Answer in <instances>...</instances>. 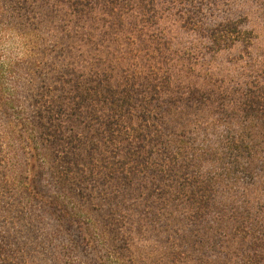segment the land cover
Returning <instances> with one entry per match:
<instances>
[{"label":"rangeland","instance_id":"rangeland-1","mask_svg":"<svg viewBox=\"0 0 264 264\" xmlns=\"http://www.w3.org/2000/svg\"><path fill=\"white\" fill-rule=\"evenodd\" d=\"M20 5L23 8L18 25L36 26L39 35L36 51L43 59L41 80L37 77L32 93L43 81L46 85L59 83V75L63 73L83 85L90 80V69L100 71L111 66L108 71L119 78L123 65L138 66L142 72L155 67L164 75L160 89L163 107L158 111L168 123L170 135L183 129L190 140L199 141L207 131H212L220 148V144L226 145L227 141L222 144L221 140L228 132L235 136L245 133L242 137L254 147L250 161L252 176L249 180L221 181L210 192L208 208H201L199 214L186 206L184 199L164 205L158 196L148 193L160 181L154 174L138 176L131 186L119 184L113 189L117 191L113 202L110 201L113 196H106L110 185L91 178L85 188L90 191V199L86 196L87 199H78L99 225L109 222L117 231L127 232L128 227L140 224L141 233L131 230L133 240L137 247L148 251L166 244L160 236L165 232L163 228L170 233L190 232L187 237L193 236L196 245L200 237L197 235L205 233L208 225L209 231L213 229L210 232L220 229L217 239L209 242L200 254L221 257L225 264H243L237 251L249 242L251 235L264 237V107L258 108L264 105V99L260 98L264 94V0H20ZM228 17L237 19L241 28L254 32L250 43L237 41L221 48L213 45L208 29ZM69 84L54 92L64 97L66 109L75 97ZM136 84L140 93L147 92L144 80ZM27 92L28 89L26 96ZM83 109L85 115L65 110L61 121L65 133L81 132L90 139V127L85 126L90 120V104ZM8 120L0 109V122L8 124ZM14 128L17 130L18 125ZM19 144L26 173L32 175L36 167L35 151L24 139ZM245 161L241 160L240 165ZM209 168L201 165L202 170ZM39 181L38 199L31 204L17 201L21 206L13 226H29L32 240L44 241L53 254L67 251L73 245H78L79 255L90 254L93 243L86 222L78 220L69 226L49 217L48 212L53 211L49 206L52 185L49 179ZM114 201L125 204L119 207L121 216L110 210ZM248 211L245 226L256 223L257 227L246 241L232 237L233 230L221 229L236 225L238 214L242 218ZM152 225L154 228L150 229ZM82 237L88 239V246L82 247ZM193 260L192 257L186 263L192 264Z\"/></svg>","mask_w":264,"mask_h":264},{"label":"trees","instance_id":"trees-1","mask_svg":"<svg viewBox=\"0 0 264 264\" xmlns=\"http://www.w3.org/2000/svg\"><path fill=\"white\" fill-rule=\"evenodd\" d=\"M22 8L20 0H0V109L9 117L8 124L0 122V264H188L186 260L192 257V264H225L221 257L200 254L217 239L220 229L210 232L213 229L209 231L208 225L205 233L197 235L200 237L196 245L193 236L187 237L190 232L172 234L163 228L165 232L160 236L166 244L148 251L137 247L133 240L131 230L141 233L140 224L128 227L127 232L117 231L109 222L99 225L78 199H90V191L85 188L91 178L110 185L106 196H113V202L117 196L113 189L119 184L131 186L138 176L154 174L160 181L148 193L158 196L164 205L184 199L186 206L199 214L201 208H208L210 192L221 181L249 180L252 176L254 147L242 137L245 133L235 136L228 132L221 140L222 144L227 143L220 144V148L212 131L199 141L190 140L183 129L170 135L169 125L158 111L163 107L160 89L164 75L155 67L142 72L138 66H119V78L108 71L111 66L100 71L90 69V80L83 85L63 73L59 83L46 85L43 81L32 93L37 77L41 80L43 59L36 51V26L18 25ZM208 30L211 42L219 48L237 41L248 44L254 36L251 29L241 28L238 20L230 17L214 22ZM96 72L102 75L97 76ZM140 80L146 82L145 94L138 91L136 83ZM66 82L71 83L75 95L67 109L64 97L54 93ZM260 98L264 99V94ZM86 104H90V120L85 123L90 127V139L81 132L65 133L61 114L66 110L85 115ZM262 107L260 104L258 108ZM22 139L35 151L32 175L24 167L19 144ZM243 159L245 164L240 165ZM202 164L211 168L202 170ZM41 179H49L52 185L49 206L53 211L48 212L49 217L69 226L78 220L86 222L93 243L90 254L79 255L78 245L53 254L44 241L32 240L29 226H13L21 206L17 201L31 204L38 199ZM120 206H125L123 201H114L111 212L121 216ZM249 216L250 211L242 218L238 214L236 225L221 228V222L217 228L233 230L232 237L246 241L257 227L256 223L245 226ZM153 228L154 225L150 229ZM87 241L82 237V247L88 246ZM52 248H56L54 243ZM228 250L224 251L225 256ZM237 255L243 264H264V237L251 235Z\"/></svg>","mask_w":264,"mask_h":264}]
</instances>
